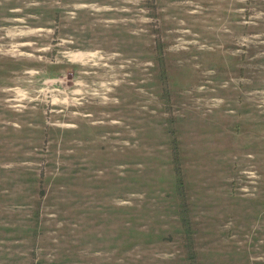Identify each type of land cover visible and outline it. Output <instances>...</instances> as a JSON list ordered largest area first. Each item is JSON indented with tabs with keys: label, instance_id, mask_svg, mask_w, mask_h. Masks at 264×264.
<instances>
[{
	"label": "rangeland",
	"instance_id": "rangeland-1",
	"mask_svg": "<svg viewBox=\"0 0 264 264\" xmlns=\"http://www.w3.org/2000/svg\"><path fill=\"white\" fill-rule=\"evenodd\" d=\"M175 140L199 263L264 264V0H0V264H190Z\"/></svg>",
	"mask_w": 264,
	"mask_h": 264
},
{
	"label": "trees",
	"instance_id": "trees-1",
	"mask_svg": "<svg viewBox=\"0 0 264 264\" xmlns=\"http://www.w3.org/2000/svg\"><path fill=\"white\" fill-rule=\"evenodd\" d=\"M174 156H175V173L178 177L179 191L182 195V212L181 216L182 225L185 229L186 249L190 264H200L198 261V253L195 248V239L192 219L190 216V208L188 204V198L185 192V180L182 172L181 154L179 153L178 141H174Z\"/></svg>",
	"mask_w": 264,
	"mask_h": 264
},
{
	"label": "bare ground",
	"instance_id": "bare-ground-1",
	"mask_svg": "<svg viewBox=\"0 0 264 264\" xmlns=\"http://www.w3.org/2000/svg\"><path fill=\"white\" fill-rule=\"evenodd\" d=\"M83 56H85L84 53H78V54H73V55H72L73 60H76V59H81V60H83V59H85V58H83Z\"/></svg>",
	"mask_w": 264,
	"mask_h": 264
}]
</instances>
